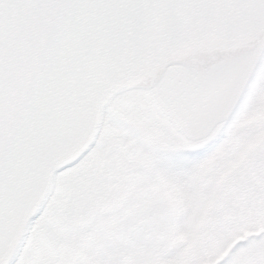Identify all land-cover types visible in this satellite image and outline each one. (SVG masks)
<instances>
[{
  "label": "snow or ice",
  "instance_id": "obj_1",
  "mask_svg": "<svg viewBox=\"0 0 264 264\" xmlns=\"http://www.w3.org/2000/svg\"><path fill=\"white\" fill-rule=\"evenodd\" d=\"M0 264H264V0H0Z\"/></svg>",
  "mask_w": 264,
  "mask_h": 264
}]
</instances>
